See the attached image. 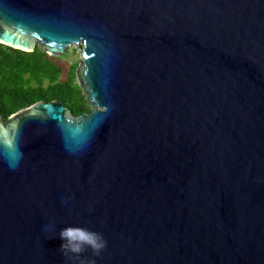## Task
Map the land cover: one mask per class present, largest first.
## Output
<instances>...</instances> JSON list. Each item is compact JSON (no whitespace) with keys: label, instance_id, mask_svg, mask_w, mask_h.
<instances>
[{"label":"water","instance_id":"water-1","mask_svg":"<svg viewBox=\"0 0 264 264\" xmlns=\"http://www.w3.org/2000/svg\"><path fill=\"white\" fill-rule=\"evenodd\" d=\"M0 44L75 46L90 108L0 114V264H79L71 226L95 264H264V0H0Z\"/></svg>","mask_w":264,"mask_h":264},{"label":"trees","instance_id":"trees-1","mask_svg":"<svg viewBox=\"0 0 264 264\" xmlns=\"http://www.w3.org/2000/svg\"><path fill=\"white\" fill-rule=\"evenodd\" d=\"M61 67L39 47L24 52L0 44V114L8 118L38 101L62 102L73 115L90 111L72 78L60 81Z\"/></svg>","mask_w":264,"mask_h":264},{"label":"clouds","instance_id":"clouds-1","mask_svg":"<svg viewBox=\"0 0 264 264\" xmlns=\"http://www.w3.org/2000/svg\"><path fill=\"white\" fill-rule=\"evenodd\" d=\"M54 227L55 223L50 221L44 225L43 230L50 231ZM59 236L64 241L61 245L62 253L71 254V258L78 259L79 264H95L94 259H82V254L91 249L94 256H99L107 248L108 243L102 233L78 226L62 229Z\"/></svg>","mask_w":264,"mask_h":264},{"label":"rangeland","instance_id":"rangeland-1","mask_svg":"<svg viewBox=\"0 0 264 264\" xmlns=\"http://www.w3.org/2000/svg\"><path fill=\"white\" fill-rule=\"evenodd\" d=\"M60 67L61 73L59 76L60 81L70 80L73 76V72H75L77 66L80 63V55L76 53V47L71 46L68 47L64 54L60 56H50ZM74 80L76 82L75 76Z\"/></svg>","mask_w":264,"mask_h":264}]
</instances>
